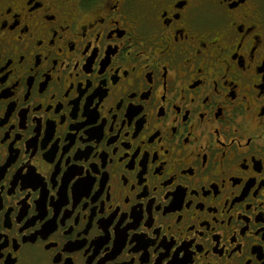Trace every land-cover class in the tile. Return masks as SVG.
Listing matches in <instances>:
<instances>
[{"label":"flooded vegetation","instance_id":"flooded-vegetation-1","mask_svg":"<svg viewBox=\"0 0 264 264\" xmlns=\"http://www.w3.org/2000/svg\"><path fill=\"white\" fill-rule=\"evenodd\" d=\"M0 264H264V0H0Z\"/></svg>","mask_w":264,"mask_h":264}]
</instances>
